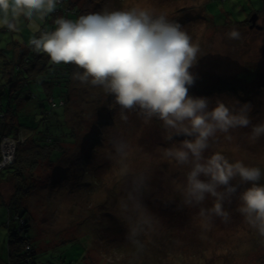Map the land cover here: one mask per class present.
Segmentation results:
<instances>
[{"label":"rangeland","instance_id":"374dc122","mask_svg":"<svg viewBox=\"0 0 264 264\" xmlns=\"http://www.w3.org/2000/svg\"><path fill=\"white\" fill-rule=\"evenodd\" d=\"M207 1L61 0L41 27L52 30L57 17L76 20L80 15L99 12L104 7L110 11L127 10L137 4L150 8L156 14H164L169 20L179 23L194 43L199 42L200 58L191 70L198 78L191 88L201 91L207 85L213 87L222 78L232 86L244 85V90L230 93L222 89L215 91L218 88L215 86L202 96L213 99V105L219 98L230 108H238V101L241 104L250 103L253 106L250 113L252 123L264 122V54L261 53L264 27L250 28L240 23L251 8H263L257 24L264 25V7L258 0H209L211 5L207 11L204 6ZM249 22H252L251 19ZM233 27L239 30L241 39L227 37ZM20 28L18 33L0 28V85H5L19 69L22 70L20 77L27 75L25 69H21L24 65L20 54L25 59L31 58L34 52L27 46L31 32L26 27V21L21 23ZM13 62L21 67L14 69ZM55 66L58 71L61 68L62 78L58 72L57 80L60 82L53 89L54 100L60 104L63 99L66 104L53 108L55 114H61L60 121H48L51 130L59 134L64 151L71 150V153L67 160L61 159L47 169L45 167L46 173L26 201L27 216L32 220L29 235L37 249L39 263L249 264L264 254L261 238L235 211L238 204L235 197L231 205H226L232 213L231 221L226 224L215 218L208 231L201 228L198 208L181 205L180 190L187 169H175L163 157L162 147H168L171 142L162 139L164 130L160 121L145 124L135 113H129V122H121L118 112L109 110L111 97H106L100 88L79 86L74 81L68 85L64 80V68L68 66ZM256 66L260 74L256 73ZM11 69H14L13 73ZM47 71L49 69L39 72L37 77H28L29 83L20 94L21 100L16 96L18 92L9 98L11 106L16 109V125L24 128L23 131L29 126L37 127L38 123H41L39 131L46 129L43 125L45 119L39 120V117L41 106L49 107L42 83L46 75H51ZM216 75L221 76L217 78ZM13 79L16 80L14 76ZM5 87L0 89V109L3 110L9 104L7 93L10 91ZM25 90L31 94L30 97L22 96ZM60 90L62 93L59 96ZM67 91L68 96L65 94ZM67 110L69 121L65 118ZM71 117L74 122H71ZM70 132L72 135H69ZM250 132V127L233 129L230 131L231 141L218 133L217 139L211 142L209 153L221 151L230 162L241 160L246 166H257L264 172V137L252 142ZM8 134H13L12 129ZM114 136L132 146L131 160L135 167L153 170L148 181L149 190L144 193L142 202L157 218V223L152 233L141 235L145 250L138 256L126 240L130 225L118 206L122 194L118 159H108ZM183 138L174 137L177 142ZM16 146L17 142L4 139L1 146L4 163L1 168L13 163ZM7 170L0 172V201L9 200L13 193L14 183L6 177ZM42 179L50 180L51 184L44 183ZM248 186L241 185L238 192ZM210 204V200L205 202V206ZM6 219V207L0 203V263L6 256Z\"/></svg>","mask_w":264,"mask_h":264},{"label":"clouds","instance_id":"9594fccd","mask_svg":"<svg viewBox=\"0 0 264 264\" xmlns=\"http://www.w3.org/2000/svg\"><path fill=\"white\" fill-rule=\"evenodd\" d=\"M60 4L61 0H0V28L18 33L26 21L31 32L27 46L47 55L54 65H73L71 80L100 88L111 97L109 110H116L121 122H129V113L145 124L160 121L162 139L171 142L162 147L163 157L173 168L187 169L181 205L198 208L201 228L208 231L215 218L231 221L226 205L235 197V211L264 243V183H260L264 172L241 160L230 162L221 151L209 153L218 133L231 141L230 131L237 128L250 127L249 139L256 142L264 137V122L252 123L250 103L238 101V108H230L219 98L213 105L209 97L189 94L198 78L191 70L200 58L199 42L194 43L179 23L138 4L127 10L104 7L76 20L60 16L53 21L54 29L42 28ZM226 35L241 39L235 27ZM174 137L184 138L177 142ZM131 156L132 146L114 136L108 159H118L122 193L118 206L130 225L126 240L138 256L145 250L140 237L154 231L157 218L142 202L153 170L135 167ZM244 184L249 186L238 192ZM208 200L211 204L205 206Z\"/></svg>","mask_w":264,"mask_h":264},{"label":"trees","instance_id":"16d2710c","mask_svg":"<svg viewBox=\"0 0 264 264\" xmlns=\"http://www.w3.org/2000/svg\"><path fill=\"white\" fill-rule=\"evenodd\" d=\"M258 1L260 2L261 6L264 7V0ZM210 5L211 3L209 2V0L205 2L204 6L206 7L207 11ZM261 9L263 8H251V10L245 14L243 19L240 20V23L248 24L251 17L250 14H252L253 12L259 13ZM20 57L21 61L23 62L22 64L24 65L21 69H25L27 75L25 77H20L22 70L19 69L17 73L14 72V75H12L9 80H7L5 85H0V89L6 86L5 88H8L10 91L9 93H7L9 104L6 106V109H0V172H2L3 169H9L7 170L6 177L13 180L14 183L13 193L9 200L6 201L4 199L3 201H0V203L4 204L6 207L7 219L5 224L7 225L8 229L6 242V256L4 257V259H2L4 261L0 264H43L38 262V252L37 249L33 246L32 238L29 235L32 231V220L31 217L27 216L28 210L26 207V201L33 194V191L39 183L38 181L42 178V175L46 173L45 167L47 169L48 166L50 167L52 164H56L61 159L67 160L69 158L68 154L71 153V150H67L66 152L64 151L65 146L62 140L59 138V134H57V132L52 131V128L50 127L51 120L60 121L62 119L61 114H55L53 112V108L58 105L65 106L66 101L61 99L60 104H57L54 100L53 89L54 87L58 86L57 84L58 82H60L59 80H57L58 72L61 73L60 77L62 78L61 68L59 71V68L55 69L56 66L51 63L50 60H48V57L46 58L45 54L42 53H32L31 58L26 57L24 59L21 54ZM6 62L8 63L9 61ZM13 66L14 69H16L17 67H21L18 64H14V62ZM67 66L68 67L64 68V80L69 85L70 82H72L70 77L71 73L73 72V65L68 64ZM14 69H11L12 73ZM47 69H49V71L47 72L51 75H46V77L42 79V83L45 86V90L47 93L46 100L49 103V107L45 108L44 105H42V108L40 110L41 116L39 117V120L45 119L44 124H42L46 127V129L43 131H39L41 123H38L37 127L29 126L25 128L28 131H23L22 129L24 128L17 127L16 125V109L11 106L12 101H10L9 98L14 92H18L16 96L19 100H21V91H23L24 86L29 83L28 77H37L39 72H43V70L46 71ZM257 69L258 66H256L255 68L256 73H258ZM13 76L16 78V80L13 79ZM216 76L217 78H220L218 76L221 75ZM224 79L222 78L219 82L213 85V87H218L215 91L222 89L223 91H227L228 93H230L229 91L237 92L245 89V86L242 85V82L240 83V81L239 83L243 87L240 85L232 86L230 84H227V81H225ZM200 81H202V79ZM60 86L62 87V83L60 84ZM213 87L207 85L205 87H202L201 91H199L198 88H190L189 93L192 96H202V94H204L206 90L207 92H211ZM61 93L62 90H60L59 96L61 95ZM1 94L2 91L0 92V95ZM65 94L66 96H68V91ZM23 95L28 98L31 94L25 90L22 96ZM67 115L68 110L65 113V118L68 120ZM71 122H74V119L72 117ZM11 129L13 131L12 135L8 134ZM32 129H34L35 131L30 132ZM69 135H72V133L70 132ZM5 138L9 141L13 140L17 142V146L13 163H10V165L1 168V166L3 165L1 164V162L3 161L1 143L4 141ZM6 177H4V179H6ZM42 181H44V183L46 182L48 184H51L50 180L42 179ZM249 264H264V254L259 255L258 258L254 259V261Z\"/></svg>","mask_w":264,"mask_h":264},{"label":"flooded vegetation","instance_id":"af4514ba","mask_svg":"<svg viewBox=\"0 0 264 264\" xmlns=\"http://www.w3.org/2000/svg\"><path fill=\"white\" fill-rule=\"evenodd\" d=\"M253 13H255L254 14V16H256L257 18H256V21H255V24H253L252 26H251V24H250V22H248V26L249 27H256V25H259L260 27H264V25H260V24H257V22H258V19L260 18V14L258 13V12H253ZM250 21V20H249ZM252 23V22H251ZM262 29V28H261Z\"/></svg>","mask_w":264,"mask_h":264},{"label":"water","instance_id":"95a60500","mask_svg":"<svg viewBox=\"0 0 264 264\" xmlns=\"http://www.w3.org/2000/svg\"><path fill=\"white\" fill-rule=\"evenodd\" d=\"M256 18H257V17L254 16V14L250 17V19H251V21H252L251 26H252L253 24H255ZM256 28H257V29H260L261 27H260L259 25H256ZM261 53L264 54V43H263V45H262V47H261Z\"/></svg>","mask_w":264,"mask_h":264},{"label":"built area","instance_id":"2783aa9c","mask_svg":"<svg viewBox=\"0 0 264 264\" xmlns=\"http://www.w3.org/2000/svg\"><path fill=\"white\" fill-rule=\"evenodd\" d=\"M2 143H4V141H3ZM2 143H1V146H2ZM2 156H3V155H2ZM3 163H4V161L1 162V164H3Z\"/></svg>","mask_w":264,"mask_h":264}]
</instances>
